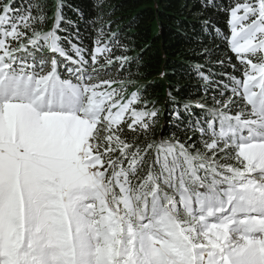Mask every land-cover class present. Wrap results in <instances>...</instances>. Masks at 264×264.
<instances>
[{
	"label": "snow or ice",
	"instance_id": "1",
	"mask_svg": "<svg viewBox=\"0 0 264 264\" xmlns=\"http://www.w3.org/2000/svg\"><path fill=\"white\" fill-rule=\"evenodd\" d=\"M54 7L0 0V264H264V0H204L238 75L183 127L169 89L185 139H149L160 110L111 75L132 60L116 33L89 62Z\"/></svg>",
	"mask_w": 264,
	"mask_h": 264
},
{
	"label": "trees",
	"instance_id": "2",
	"mask_svg": "<svg viewBox=\"0 0 264 264\" xmlns=\"http://www.w3.org/2000/svg\"><path fill=\"white\" fill-rule=\"evenodd\" d=\"M215 2L227 7L232 0ZM20 3L47 4L50 17L57 0H17V4ZM203 3L204 0H63L65 20L61 28L65 31L59 34L83 48L85 58L91 62L96 30L103 26L109 35L116 33L127 51L118 48L114 49L115 53L126 54L132 60L119 73L112 69L111 75L114 78L129 77L133 83L127 88L126 95L139 91L144 99L155 101L160 110L155 136L150 135L149 139L168 138L173 132L185 139L175 128L180 121L173 118L177 105L169 99V89L180 102L183 127L188 119L201 115V109L193 107L190 117L183 110V103L211 102L218 82H227L221 73L238 75L227 63V57L232 54L222 37L216 36L211 29L206 32L203 27V21L210 19L212 24L227 33L228 15L215 8L205 9ZM50 26L51 19L45 30ZM63 44L67 49L71 48L67 40ZM205 49L209 52L205 53ZM70 54L74 55L71 51ZM218 59L225 60V63H215ZM232 62L237 63L235 57ZM196 65H203L201 70L210 77L208 84L197 76ZM177 87L179 91H176Z\"/></svg>",
	"mask_w": 264,
	"mask_h": 264
},
{
	"label": "rangeland",
	"instance_id": "3",
	"mask_svg": "<svg viewBox=\"0 0 264 264\" xmlns=\"http://www.w3.org/2000/svg\"><path fill=\"white\" fill-rule=\"evenodd\" d=\"M129 94V93H128Z\"/></svg>",
	"mask_w": 264,
	"mask_h": 264
}]
</instances>
